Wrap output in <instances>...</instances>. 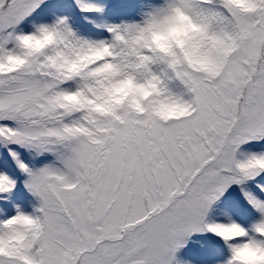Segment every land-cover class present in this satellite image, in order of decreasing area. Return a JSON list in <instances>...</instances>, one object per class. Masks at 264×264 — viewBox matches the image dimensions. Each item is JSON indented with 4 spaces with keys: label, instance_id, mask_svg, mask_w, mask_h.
<instances>
[{
    "label": "snow or ice",
    "instance_id": "obj_1",
    "mask_svg": "<svg viewBox=\"0 0 264 264\" xmlns=\"http://www.w3.org/2000/svg\"><path fill=\"white\" fill-rule=\"evenodd\" d=\"M43 3L0 0V199L23 177L35 201L0 214V228L22 214L34 222L25 249L33 264H181L184 237L229 239L223 230L233 228L227 254L264 243V0L243 11L233 0H148L139 20L100 26L104 38L78 34L65 16L33 19ZM176 9L202 27V51L225 40L208 68L146 39ZM42 32L55 39L25 48ZM125 80L154 90L137 107L131 91H115ZM165 99L176 115L155 112ZM229 189L235 211L206 220ZM19 260L0 254V264Z\"/></svg>",
    "mask_w": 264,
    "mask_h": 264
},
{
    "label": "clouds",
    "instance_id": "obj_2",
    "mask_svg": "<svg viewBox=\"0 0 264 264\" xmlns=\"http://www.w3.org/2000/svg\"><path fill=\"white\" fill-rule=\"evenodd\" d=\"M248 0H233V7L238 10H245L248 7ZM55 39L53 33L42 32L37 37H28L22 41L25 48L29 51L38 50ZM149 43L155 47L164 50L172 46L178 47L183 57L193 67L208 68L212 59L217 55L225 54L227 50L226 42L223 38L216 37L209 40L210 51H202L201 43L203 40V29L200 25L193 22L181 9H176L162 23L154 26L146 37ZM106 51L88 50L86 52H77V61L81 59L95 58L105 55ZM116 92L127 94L132 92V101L135 106L137 97L147 95L149 91L154 90L152 84L145 85L142 89H134L130 82L125 80L114 86ZM155 112L168 117L176 115L179 106L175 101L160 100L155 105ZM34 228V222L26 215H20L12 219L8 225L0 228V254L20 257L19 264H33L31 258L26 255V241ZM229 239L221 236L225 247L229 245L230 239L240 234V229L223 230ZM221 264H264V243L256 240L240 243L238 247L229 248L225 260Z\"/></svg>",
    "mask_w": 264,
    "mask_h": 264
},
{
    "label": "rangeland",
    "instance_id": "obj_3",
    "mask_svg": "<svg viewBox=\"0 0 264 264\" xmlns=\"http://www.w3.org/2000/svg\"><path fill=\"white\" fill-rule=\"evenodd\" d=\"M90 2L97 5L100 11L81 12L75 0H44L34 13L33 19L51 21L56 16H65L78 34L104 38L109 34L100 26L139 20L148 8V0H90ZM22 180L23 177L7 199H0V214L13 212L15 204L31 211V204L35 201L24 188ZM234 197L235 192L229 189L210 207L206 220L211 221L222 212H234ZM226 255L224 242L211 232H193L184 237L182 247L175 253L176 260L181 264H221Z\"/></svg>",
    "mask_w": 264,
    "mask_h": 264
}]
</instances>
